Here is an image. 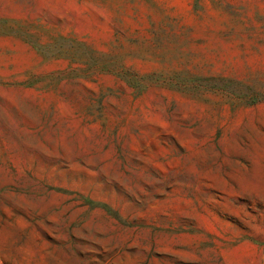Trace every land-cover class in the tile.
Returning a JSON list of instances; mask_svg holds the SVG:
<instances>
[{"label": "rangeland", "instance_id": "374dc122", "mask_svg": "<svg viewBox=\"0 0 264 264\" xmlns=\"http://www.w3.org/2000/svg\"><path fill=\"white\" fill-rule=\"evenodd\" d=\"M0 264H264V0H0Z\"/></svg>", "mask_w": 264, "mask_h": 264}]
</instances>
